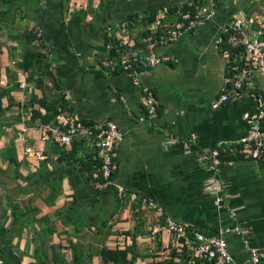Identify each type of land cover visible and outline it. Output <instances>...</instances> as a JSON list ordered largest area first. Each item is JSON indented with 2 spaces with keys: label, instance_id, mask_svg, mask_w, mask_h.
Returning <instances> with one entry per match:
<instances>
[{
  "label": "crops",
  "instance_id": "1",
  "mask_svg": "<svg viewBox=\"0 0 264 264\" xmlns=\"http://www.w3.org/2000/svg\"><path fill=\"white\" fill-rule=\"evenodd\" d=\"M101 1L18 0L21 11L14 23L0 24V90L8 91L1 107H9L0 115V264H105L101 254L107 250L125 252L127 264H196L194 255H183L165 230L156 229L165 217L207 237L233 227L248 229L247 243L260 250L259 264H264V152L217 163L221 209L204 187L209 171L197 162V153L246 134L244 117L255 107L249 95L216 109L211 104L228 76L224 26L264 14V0L207 5L212 19L155 49L170 62L139 64L134 77L116 57L109 58V36L121 37L126 50L143 56L152 23L159 28L173 23L162 16L177 0ZM154 10L156 21H142ZM31 30H41L42 37L27 44L23 36ZM243 32L253 35L246 25ZM25 52L42 53L49 72L37 63L23 71L19 63ZM145 87L159 103L151 125ZM57 98H64L66 108L57 107L56 124L69 119L118 124L123 141L114 178L126 189L124 197L100 181L101 160L90 137L64 147L42 135L40 121H31L32 109L44 113L38 100ZM193 136L198 141L191 150ZM222 238L234 264H251L240 237L226 233Z\"/></svg>",
  "mask_w": 264,
  "mask_h": 264
},
{
  "label": "built area",
  "instance_id": "2",
  "mask_svg": "<svg viewBox=\"0 0 264 264\" xmlns=\"http://www.w3.org/2000/svg\"><path fill=\"white\" fill-rule=\"evenodd\" d=\"M210 6L202 7L197 13H182V21L178 24H169L159 28L158 22L152 23V34L143 40V56L126 50V44L121 37L109 36L108 50L116 51L120 67L131 76H136L137 64H145L153 67L171 61L169 55H157L155 49L177 42L186 35L191 34L204 20L212 19L214 12ZM158 18H156L157 20ZM155 20V21H156ZM253 30L252 37H247L243 32V26ZM158 31V35L156 32ZM226 36L224 48L227 60V77L225 78L217 98L212 102L211 108L216 109L229 99L238 98L242 94L249 95L255 103L252 112L248 113L246 120V134L243 139L235 143H220L216 148L197 153V162L209 171L205 182V190L213 197L215 207L221 209L224 206L223 193L216 175V165L228 156L233 158L235 154L243 158H258L264 152V14L256 16L249 21L231 20L222 30ZM42 37L41 30H37L36 39ZM228 51H231L229 53ZM232 56V60L230 59ZM23 87V85H21ZM143 104L147 110L148 124H153L158 117V100L152 90L145 87ZM42 135L48 140H55L64 147L72 146L76 139L90 137L92 146L97 151L101 160L100 176L103 183L113 185L119 197H124L126 189L115 183V173L118 169L116 154L123 141V134L114 121H105L99 124L87 125L80 120L69 119L60 124H43ZM198 137L193 136L188 142V149L194 148ZM192 147V148H191ZM96 177H98L96 175ZM143 204L149 208L162 212L158 204L152 200L143 199ZM156 229H163L171 240L187 255H194L200 264H234L227 250V244L222 236L226 233H234L245 244L251 264H259L262 254L259 249L250 247L247 239L250 235L248 229L233 227L223 230L217 237H207L199 232L189 230L183 223L165 217ZM157 232L152 231L153 237Z\"/></svg>",
  "mask_w": 264,
  "mask_h": 264
},
{
  "label": "trees",
  "instance_id": "3",
  "mask_svg": "<svg viewBox=\"0 0 264 264\" xmlns=\"http://www.w3.org/2000/svg\"><path fill=\"white\" fill-rule=\"evenodd\" d=\"M111 0H102L101 4L104 5L107 2H110ZM219 0H189L188 2H183L181 0H177L176 3L172 4L171 6L167 7L166 11H165V17L162 18L164 19V21L166 23L173 22L171 24L174 23H180L182 21V17L181 14L182 13H186V12H191L192 14L197 13L202 7L210 5V6H216L218 4ZM0 5L2 6V8L4 9L2 12H0V24L1 25H5L7 26L8 24H12L15 21V14H17L18 12H20V7L18 6V0H4L1 1ZM158 16V11L154 10V11H147L145 12V15L142 17V21H145L147 23L149 22H153ZM131 16H129L130 18ZM161 19V20H162ZM169 24V23H168ZM158 31H157V35H158ZM24 41L27 44L32 43L33 41H36V32L35 30H31L28 32L24 33ZM222 45H223V52H224V48L226 46V36L222 35ZM109 43V41H108ZM107 43V44H108ZM41 47V46H40ZM116 50V49H115ZM115 50H108L109 52V58H113L116 57V51ZM229 53L232 54L231 51H228ZM24 56L22 57V61L21 63H19V67L22 68L23 71H28L30 69H32L34 67V65L37 63L39 65H42V69L44 72H49V62L46 59V57L40 53V52H25L23 54ZM232 56H230V59L232 60ZM139 64L135 65L138 66ZM120 66V65H119ZM139 69V67H137ZM7 94L8 91H4V90H0V115L2 113H5L6 110L9 109V107L7 106L6 108L2 109L1 105H2V99L6 98L7 99ZM8 100V99H7ZM38 105L40 106V108L44 109V113L42 114L39 109L35 110L32 109V113H31V121H35L38 120L40 121V124H56V119H57V115H58V111H57V107H61V109L66 108V101L64 100V98H57L56 100L52 101V102H46L44 100H38ZM9 103V102H8ZM231 157L228 156L227 160L225 159V161L227 162H232ZM100 171V169H99ZM99 179L100 181L104 182L103 179L100 176L99 173ZM8 208V204L5 205ZM12 211L14 210V208H11ZM14 220L11 223V226H13ZM0 229H3V226L0 227ZM183 255L188 256L186 250H182ZM101 256L104 259L105 264H109V263H114V264H127V254L125 252H119V251H115V252H111V251H103ZM132 264V263H129ZM158 264H177L171 261L168 262H164V263H158ZM196 264H200V261L197 260Z\"/></svg>",
  "mask_w": 264,
  "mask_h": 264
},
{
  "label": "rangeland",
  "instance_id": "4",
  "mask_svg": "<svg viewBox=\"0 0 264 264\" xmlns=\"http://www.w3.org/2000/svg\"><path fill=\"white\" fill-rule=\"evenodd\" d=\"M164 17H165V13H164V15L162 16V18H164ZM0 254H2V253H0ZM12 255H13V254H12ZM14 259L16 260V262H19L17 257H14ZM2 264H3V262H2Z\"/></svg>",
  "mask_w": 264,
  "mask_h": 264
}]
</instances>
